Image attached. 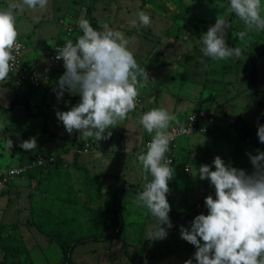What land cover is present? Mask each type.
<instances>
[{"label":"rangeland","instance_id":"obj_1","mask_svg":"<svg viewBox=\"0 0 264 264\" xmlns=\"http://www.w3.org/2000/svg\"><path fill=\"white\" fill-rule=\"evenodd\" d=\"M92 2L95 5L90 7ZM8 3L9 0H0V9L6 8ZM183 4L204 19V28H192L187 21L177 17ZM228 5L229 0H48L43 11H33L25 6L16 15V27L19 35L29 41L25 53L30 48L35 52L34 69L39 73L55 72L62 67L60 64L54 66L47 49L51 44L66 39L75 42L82 35L78 21L83 18L97 30L102 22H107L110 28L123 32L131 41L128 47L137 63L148 74L157 70L153 68L154 56H162L166 64L172 61L180 64V72H185L183 78L181 74L180 77L172 74L174 80L171 81L168 73V80L165 74L151 79L148 91L155 101L160 100L165 89L170 95L180 92L183 99L191 98L196 92V82L202 81L201 69L209 65L208 61L210 65L213 61L212 65L221 66L222 73L236 68L238 72L230 76L235 79L234 83L240 85V89L236 88L238 93H251L256 100L261 98L257 101L264 104V54H259L255 63L252 61L253 52H259L264 46V31H249L245 44L237 36V33L246 30L245 25ZM139 11L150 16L151 24L148 27L140 25ZM261 15L264 17V0H261ZM218 16L224 18L228 25L224 37L228 46L242 48L239 58L212 60L202 54L199 39L215 24ZM134 20L135 25L132 24ZM253 64L257 68L258 95L250 82ZM58 80L48 84L50 89L44 88L48 89L43 93L47 99L39 96L35 105L30 104L32 116L27 114L22 103H17L12 112L0 110V131L4 132V135H0L1 167L28 164L34 154L51 151L57 162L68 165L59 171L51 169L55 164L47 169L29 171L14 178L0 195V239L3 242L0 245V260H5L6 264H62L63 250L40 228V216L54 215L55 209L66 215L53 218L51 225H61L63 221L71 219L79 224L85 234L100 232L103 223H110L115 216L114 195L120 181L112 175L121 176L143 189L144 173L136 156L142 150L146 151L149 135L140 123H134L135 115V119H139L138 110L130 112L125 122L109 129L112 133L110 138L98 142L94 138L85 140L78 131L67 133L59 120L52 121L49 127L65 137L56 138L42 133L41 112L45 110L47 100L50 106L46 110L52 111V115L57 110L67 111L79 103L76 100L66 103V97L70 95L68 92L57 99L55 89ZM4 82L0 81V104L8 106L18 93L11 83ZM31 138L37 141L35 150H24L19 146L22 141ZM7 139L13 141L9 150L6 148ZM128 149H131L130 153ZM76 164L88 168L92 176L102 174V177L94 183H86L85 169L77 168ZM136 195L131 190L125 191L120 199L123 222L128 225L125 236L77 245L72 252L71 264H184L188 259L196 264V247L180 237V226L190 228L195 211L181 220L169 214L173 226L167 229L166 238L150 241L146 239V232L155 226L156 221L147 208L137 207L133 203ZM167 199L170 207L176 209L169 193ZM113 229L114 226L109 227L105 232Z\"/></svg>","mask_w":264,"mask_h":264},{"label":"clouds","instance_id":"obj_2","mask_svg":"<svg viewBox=\"0 0 264 264\" xmlns=\"http://www.w3.org/2000/svg\"><path fill=\"white\" fill-rule=\"evenodd\" d=\"M47 5L48 0H9L7 7L0 9V81L8 79L23 48L18 42L16 15L25 6L43 11ZM228 7L245 25L246 30L237 33L245 44L249 31H264L261 0H229ZM137 16L140 25L151 24L150 16L144 11H139ZM78 25L82 35L75 42L66 39L56 48L55 58L63 60L65 71L55 91L58 100L68 92L78 94L80 101L67 111L57 110L56 116L67 133L78 131L85 140L94 138L98 142L110 138L109 129L136 110L139 88L148 84L149 74L137 63L128 47L131 41L123 32L110 28L107 22H102L97 30L83 18ZM227 26L226 20L218 16L215 24L202 34L199 40L205 57L227 60L242 55L241 47H229L226 43ZM139 123L152 138L146 144V151L136 156L142 166L144 184L133 203L147 208L155 218V226L146 232V239L152 241L166 238L167 229L173 226L167 199L173 168L166 153L174 139L168 129L173 123L180 125V121L167 108L156 107L143 112ZM179 130L182 134H192L190 127L180 125ZM257 135L264 143V125H258ZM12 146L13 141L7 139L6 148ZM19 146L35 150L37 141L31 138ZM248 156L254 169L251 174L226 165L220 156L212 161L214 170L208 164L191 171L186 167L193 177L198 174L215 189V198L205 197L207 214L196 215L190 228L180 226L181 239L196 247V264H264V151L257 150L255 155L248 153ZM184 264H193V260L188 259Z\"/></svg>","mask_w":264,"mask_h":264},{"label":"crops","instance_id":"obj_3","mask_svg":"<svg viewBox=\"0 0 264 264\" xmlns=\"http://www.w3.org/2000/svg\"><path fill=\"white\" fill-rule=\"evenodd\" d=\"M53 44L49 45L50 47L47 50ZM34 54L32 48L25 53V62L33 67L35 65ZM152 62L154 63L153 68H157V70L149 74L148 84L139 88V96L143 99V107L137 111L138 116L156 107H165L170 113L177 115L180 124L185 123L187 116L197 107L208 108L216 116L215 122L210 125L209 133H193L188 136H181L170 150L175 157V165L173 178L169 181V197L175 203L176 210H179L180 208L190 207L199 202L200 199L215 192L214 186L210 185L207 179L201 180L198 174L193 177L190 171L198 169L202 164H208L214 170L215 166L212 161L216 156H220L226 165L244 169L249 174L253 172V165L250 162L248 153L255 155L257 150L264 151V143L259 141L257 135L258 125H264L262 124V121L264 122V104L257 101L261 98L256 100L251 93H242V95L238 93L237 89H240V85L234 83L235 79L230 76L238 72L236 68L222 73L221 66L212 65L213 61L211 65L208 61L207 64L209 65H205L201 69L202 81L196 82V92L191 95V98L183 99L180 92L171 93L170 95L168 89H165L160 100L155 101L150 97L148 91V87H151V79L158 74H165L168 80V73H170L172 81L174 80L172 74L177 76L181 74L183 78L185 72H180L181 66L176 61L166 64L162 56H154ZM60 66L63 68H58L57 72H44L51 75L50 81L46 82V85L44 84L45 86L43 85L40 90H35L28 96L29 104L35 105L36 100L40 98L39 96L46 98V94L43 93H45V90L50 89L48 84L51 85V82L57 80L58 75L63 74L65 71L62 63ZM225 75L231 77V79ZM6 81L8 80H5V84H7ZM46 87L48 89H44ZM75 100L80 101L79 95ZM49 106L47 100L45 107L49 108ZM46 108H43L45 110H42V112L47 113L49 126L52 121L56 122L58 119H56V113L52 115V111L48 112ZM135 118H137V115H135ZM135 118L134 123L135 121L139 123V119ZM172 125L176 124L173 123ZM151 138L149 135L148 140ZM53 153L51 151V154ZM186 167L190 171H186Z\"/></svg>","mask_w":264,"mask_h":264},{"label":"trees","instance_id":"obj_4","mask_svg":"<svg viewBox=\"0 0 264 264\" xmlns=\"http://www.w3.org/2000/svg\"><path fill=\"white\" fill-rule=\"evenodd\" d=\"M92 5H95L94 2H92L90 4V7ZM177 17L180 19H183L185 21H187L192 28L195 29H201L204 28L205 25V21L202 17H200L199 15H197L193 10H191L189 7H187L186 5H182ZM58 43H64V42H58ZM57 44V43H55ZM54 44V45H55ZM53 45V46H54ZM52 46V47H53ZM51 47V48H52ZM51 48L49 49V51L51 50ZM259 54H264V46L262 47V49H260L259 52H253V63L256 62V59L258 57ZM231 66H229L230 68ZM256 66L255 64H253V72L251 74V85L253 86L254 92L256 95L259 94V91L257 89V77H256ZM9 82V81H8ZM10 83V82H9ZM36 89L30 88L29 91L26 92L25 96L27 95V98H25V96L23 97H18L17 98H13L10 102V105L5 106L3 104H0V110L4 111V112H12L14 110V107L17 103H22L25 106V110L27 112V114L29 116L33 115V112L31 111V107L29 104V98L28 96L31 95V93H33ZM258 97V96H257ZM261 103V102H260ZM41 114L43 115V120L41 123V128H42V133L43 134H49L52 135L54 137H65L61 134H58L54 131H52L50 129V127L48 126V120H47V113L46 112H41ZM55 164V165H54ZM51 169L53 170H62L68 167V165L64 162H57L54 163ZM49 166V168L51 167ZM77 168H81V169H85V182H90V183H94L97 180H100V178L102 177V174L100 175H91L88 168L86 167H81L78 166L76 164ZM113 178H116L118 181H120V185L118 187V189L115 192L114 195V219L110 222V223H103V228L100 232L97 233H91L90 234H85L81 229L79 224H77L76 222H74L73 220H65L63 221V223L61 225H51V220L57 216H62L61 214H65L64 212L61 213V211H57V210H53L54 215H49V217H43L40 216V221L38 222V225L40 226V228L46 232V234L53 239L54 241H56L62 248L63 250V259H62V264H71L72 263V252L74 250V248L79 245V244H84L87 243L89 241H110L112 239H114L115 237H124L125 236V231L128 230V225L127 223L123 222L124 221V217L122 214V209L120 206V199L122 194L125 191H133L135 193H137L138 191H142L139 187L131 184L130 182H127V180L121 176H111ZM209 195H212L213 198H215V192L211 193ZM208 196V195H207ZM206 197V196H205ZM205 197L199 200V203H201V205L203 206V208L206 210V206H205ZM197 208V203H194L193 205H191L190 207H185L179 210L173 209L171 207V210L169 212V214L176 218V219H184L186 217H189L194 211H196ZM66 215V214H65ZM114 226V229L110 232H105V230L109 227ZM0 245H3V242L0 239ZM0 264H6L5 260H0Z\"/></svg>","mask_w":264,"mask_h":264},{"label":"built area","instance_id":"obj_5","mask_svg":"<svg viewBox=\"0 0 264 264\" xmlns=\"http://www.w3.org/2000/svg\"><path fill=\"white\" fill-rule=\"evenodd\" d=\"M71 30V28H70ZM20 36V35H19ZM18 36V42L23 44V48L21 49V54L16 57V63L13 68V71L9 74L8 81L16 88L18 96H25L26 92L29 91L30 88L38 89L42 87L48 80H50V74L47 73H39L34 67L28 63H26L23 59L25 48L28 46V40L26 41L23 37ZM63 43L55 44L51 50L48 52L49 59L53 62L54 66H58L63 62V60H57L56 57V48L62 46ZM78 96L70 94L66 97L67 103H72L75 98ZM138 103L136 110H141L143 107V99L138 96ZM216 120V116L213 112L208 110L205 107H197L194 109L188 116L185 123L180 124L185 128L190 127L193 133H209L210 125L213 124ZM180 125H172L168 131L172 133L174 139L171 140L169 144V151L166 153L168 159L172 160L171 167L174 168L175 165V157L171 153V148L176 143L177 139L181 136H188L187 134H182L180 132ZM151 140V139H150ZM148 140L147 143L150 141ZM146 143V144H147ZM88 150V148H84ZM81 151V150H79ZM43 160V163L40 161ZM57 162V158L54 154L51 153H37L33 156L32 160L28 164H18V165H8L6 167L0 166V195L7 190V186L11 183L14 178L20 177L23 174L34 171L41 168H48ZM206 214V210L203 208L201 203L197 202V208L195 214Z\"/></svg>","mask_w":264,"mask_h":264},{"label":"water","instance_id":"obj_6","mask_svg":"<svg viewBox=\"0 0 264 264\" xmlns=\"http://www.w3.org/2000/svg\"><path fill=\"white\" fill-rule=\"evenodd\" d=\"M0 135H4V132L3 131H0Z\"/></svg>","mask_w":264,"mask_h":264}]
</instances>
